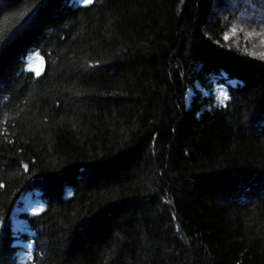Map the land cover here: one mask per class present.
Instances as JSON below:
<instances>
[{
  "label": "trees",
  "instance_id": "16d2710c",
  "mask_svg": "<svg viewBox=\"0 0 264 264\" xmlns=\"http://www.w3.org/2000/svg\"><path fill=\"white\" fill-rule=\"evenodd\" d=\"M258 2L0 0V264H264Z\"/></svg>",
  "mask_w": 264,
  "mask_h": 264
},
{
  "label": "rangeland",
  "instance_id": "374dc122",
  "mask_svg": "<svg viewBox=\"0 0 264 264\" xmlns=\"http://www.w3.org/2000/svg\"><path fill=\"white\" fill-rule=\"evenodd\" d=\"M258 4L264 5L263 2H258ZM254 10H257V7ZM239 16L240 21L229 25L226 39L234 44H245L246 47L264 53V17L262 15L253 16L241 21L244 13H240Z\"/></svg>",
  "mask_w": 264,
  "mask_h": 264
},
{
  "label": "snow or ice",
  "instance_id": "6c2138e0",
  "mask_svg": "<svg viewBox=\"0 0 264 264\" xmlns=\"http://www.w3.org/2000/svg\"><path fill=\"white\" fill-rule=\"evenodd\" d=\"M84 2H85L86 4L91 5V4L93 3V0H84ZM21 15H23V14H21ZM7 23H10V20H7V19H6V20H5V25H7ZM0 35H3V30H0ZM260 56H261L262 59H264V53H261ZM37 75H39V73H38ZM226 99H227V97H225V100H226ZM221 103H223V101H222ZM0 187H2V185H0Z\"/></svg>",
  "mask_w": 264,
  "mask_h": 264
}]
</instances>
